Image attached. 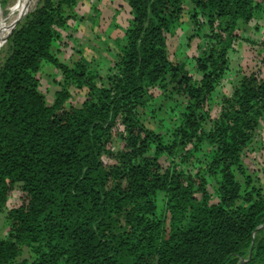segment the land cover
<instances>
[{
	"label": "trees",
	"instance_id": "1",
	"mask_svg": "<svg viewBox=\"0 0 264 264\" xmlns=\"http://www.w3.org/2000/svg\"><path fill=\"white\" fill-rule=\"evenodd\" d=\"M78 2L41 0L0 61V264H264V179L243 160L264 121V68L217 93L243 40L237 24L262 0H127L131 21L103 76L53 50ZM186 3L192 26L207 28L197 78L166 52ZM43 61L61 75L51 104L37 89ZM70 88L85 90L79 107L65 104ZM164 97L181 101L159 133L139 110ZM21 246L32 256L16 263Z\"/></svg>",
	"mask_w": 264,
	"mask_h": 264
},
{
	"label": "rangeland",
	"instance_id": "2",
	"mask_svg": "<svg viewBox=\"0 0 264 264\" xmlns=\"http://www.w3.org/2000/svg\"><path fill=\"white\" fill-rule=\"evenodd\" d=\"M21 0H5L3 6H0V16L5 19L6 23L16 18L17 11L13 9L19 5ZM41 3V0H31L29 9L20 16L17 27L24 18ZM185 4L183 14L178 24L173 26L170 34L167 35L166 52L172 61H180L186 64L188 73L197 76L194 73L193 57L201 54L206 26L194 28L191 16V8ZM12 9V10H11ZM70 17L66 23L59 29L60 41L55 43L53 50L57 59L66 65L82 60L85 64L103 76L104 72L112 66L119 52V47L124 41V32L131 21V14L127 0H79L78 5L71 11H67ZM14 27V28H15ZM13 28V29H14ZM243 40L235 41L230 51L229 64L224 79L222 80L217 93L218 95L230 94L231 87L237 81L240 73L254 68L256 65L264 68V0L261 2V9L254 17L251 23L243 24L239 22L236 27ZM6 32L0 41V61L8 54V37ZM255 42L254 45L248 42ZM61 79L58 69L50 63L41 62L40 70L37 74V89L44 95L47 104H51L58 90L57 82ZM70 96L65 98V104L71 102L74 106L79 107L85 94V90L76 91L69 89ZM152 93L156 94L153 90ZM149 100V99H148ZM147 100V101H148ZM181 98L173 99L164 97L156 101H148L146 106L147 114L139 110L145 124L162 133L161 127H168V119L165 108L179 103ZM161 109H156L158 105ZM212 117H216L217 107L213 104L210 109ZM120 128L114 131L118 133ZM257 136L254 142L248 147L243 157L244 164L252 177L264 179V121L257 129ZM121 145L114 144V150ZM107 161V158L104 159ZM241 181L240 178H238ZM256 185V183L254 182ZM17 193V192H16ZM15 195L11 196L12 202ZM7 231L5 212L0 213V238L4 237ZM32 254L25 246L19 248V256L16 263L22 260H30Z\"/></svg>",
	"mask_w": 264,
	"mask_h": 264
},
{
	"label": "bare ground",
	"instance_id": "3",
	"mask_svg": "<svg viewBox=\"0 0 264 264\" xmlns=\"http://www.w3.org/2000/svg\"><path fill=\"white\" fill-rule=\"evenodd\" d=\"M31 0H21V2L19 3V5H17L13 10L14 11H17L18 13L16 14V18L12 21H10L9 24H7L5 21V19H3L1 16H0V41H2V37L4 36V34L6 32H8V30L12 29V27L14 25L17 24V22L19 21L20 19V16L24 14L25 11H27L29 9V6L31 5L30 4ZM12 10V9H11ZM10 32V31H9Z\"/></svg>",
	"mask_w": 264,
	"mask_h": 264
}]
</instances>
